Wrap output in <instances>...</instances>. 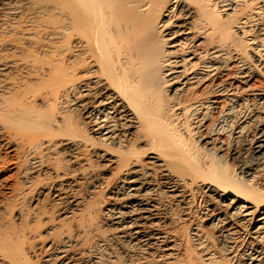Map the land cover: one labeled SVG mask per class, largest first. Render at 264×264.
I'll return each instance as SVG.
<instances>
[{"label": "bare ground", "instance_id": "1", "mask_svg": "<svg viewBox=\"0 0 264 264\" xmlns=\"http://www.w3.org/2000/svg\"><path fill=\"white\" fill-rule=\"evenodd\" d=\"M8 33L51 48L0 57L10 143L26 180L55 152L63 182L44 194L83 216L45 207L39 243L0 245V264H264V0H0ZM43 92L51 113L29 103ZM89 167L108 193L86 212L73 177Z\"/></svg>", "mask_w": 264, "mask_h": 264}, {"label": "rangeland", "instance_id": "2", "mask_svg": "<svg viewBox=\"0 0 264 264\" xmlns=\"http://www.w3.org/2000/svg\"><path fill=\"white\" fill-rule=\"evenodd\" d=\"M18 18H20V17H18ZM17 20H19V19H16V21ZM11 35V36H10ZM9 36V37H8ZM8 36H7V34L5 35V34H0V37H2V38H9V40L11 41L10 42V45H7L6 47H3L2 48V51L4 52H2L1 53V50H0V57L1 58H3L4 56L5 57H9V58H11V57H15L14 55H16V57L17 56H20V57H22V56H28V55H31V53H32V51L34 52V53H38L39 55H41L42 54V57L44 58H46V57H48L47 56V54H45L46 56H44V54L43 53H45V52H47L48 54H49V51H51V48H49V47H47L46 49H45V51H41V52H37V51H34L36 48L34 47V50L32 49V47H30L29 46V44H26L25 43V41H23V39L21 38V40L19 41V39H20V37L17 35H15V34H10V33H8ZM1 38V39H2ZM7 38V39H8ZM30 47V48H29ZM0 49H1V47H0ZM16 49V50H15ZM32 50V51H31ZM39 51V50H38ZM8 54L7 56H6V53ZM43 52V53H42ZM12 54H14V55H12ZM37 54V55H38ZM9 55H11V56H9ZM38 55V56H39ZM13 72V71H12ZM8 72L6 75L9 77V78H12L13 79V77H15V74H16V76H18V77H24L23 75L21 76L20 74H18V72ZM11 74H14V76L13 75H11ZM18 74V75H17ZM10 75V76H9ZM20 75V76H19ZM24 75L27 77L28 75L26 74V73H24ZM35 73L30 77V76H28V77H30L31 79H33L34 80V82H33V80L31 81V79L30 78H26V77H24L25 78V80L27 79V81H30V83L32 84H34V85H36V84H38L39 85V83L41 84L42 82H39V83H37L38 82V80H36L37 78L39 79V81H40V79L42 78V77H40L39 75H35ZM13 76V77H12ZM39 76V77H38ZM36 78V79H35ZM46 77L44 78V82L46 81ZM37 82H36V81ZM42 81H43V79H42ZM42 85H43V83H42ZM41 86V85H40ZM42 87V86H41ZM36 100H35V102L33 103V101L32 102H29V101H25L26 103L27 102H29V103H31V105H32V107H33V105L35 106L36 104V108H38V109H35L36 111H38V112H48V111H50L49 113H51L52 112V109H50V107H48L47 108V104H45L44 105V103H45V101H44V99L43 98H45L44 97V92L43 93H41V94H38L36 97ZM44 102V103H43ZM26 103H23V105L24 104H26ZM29 103H27L28 105H26V106H28L27 108H29ZM20 105L21 104H19V105H17V106H19V107H17L16 106V109H19V108H21L20 107ZM44 105V106H43ZM46 106V107H45ZM22 108H25V107H22ZM34 108V107H33ZM33 108H31V109H28V111L30 112H32V109ZM39 108H41V109H39ZM47 108V109H46ZM50 109V110H49ZM27 111V112H28ZM34 111V110H33ZM22 113H24V112H22ZM21 113V114H22ZM26 114V113H25ZM29 114V113H28ZM23 115V114H22ZM0 116H2V115H0ZM4 117H0L1 119H0V123L2 124V125H6L5 126V128H9L10 129V131H7V130H9V129H5V130H3L2 132H0V242L2 243V241L4 242V239H8V237H6V236H11V234H13L12 235V237H10V239L9 240H5V241H7V242H4V244H0L1 245V247L3 246L4 248L5 247H7L8 246V248L10 249V250H12V252L13 251H15V247H17V248H28V246L34 241L35 242V240H33V237H34V235L36 234V233H34V232H36V231H31V228H32V230H37V232L40 234V233H44V229L46 228V226H44V225H47V224H44L42 221H46V219H49V217L51 216V215H47V214H45L44 212H46V208H47V210L50 212V213H52L53 211V213L55 214L56 213V215H55V219H57L58 221H59V219L58 218H62L63 216H62V213H63V210H62V212L61 211H58V209L57 208H59V206L57 205V202H55L56 201V199H55V197L54 196H52V195H50V193H48V195H47V193L46 194H44L45 192H47V189H48V187L49 188H53V186L55 187V186H57L56 184H59L60 182H63V180L62 179H60V178H57L58 177V174H61L62 172H58L57 170H59V168L58 169H56V165H59L58 163H59V160L58 159H55L54 157L56 156H53L54 154H55V152H52V153H50V156L52 157H49V152H45L44 151V153L45 154H42L43 155V158L45 159V158H47V159H45V161L44 162H46V165L44 164V165H42L41 164V167H39V169H38V171H37V173L36 174H33L32 176L33 177H31V179L30 178H28L27 180H26V175H25V173H24V171H25V167H26V164H27V157H26V154L23 152V151H21L22 149H20V147L21 146H18V145H16V146H12V144L11 143H15V142H13L12 140H15V139H13V136L14 135H16L17 137H18V134H16V129L17 128H19L20 129V127H18L17 125V122L16 121H14V119L15 118H9L8 116H6V114L5 115H3ZM6 116V117H5ZM18 117H20L19 115H18ZM17 118V117H16ZM6 119V120H5ZM11 120V124H9V121ZM5 121H7V124H6V122ZM235 121V120H234ZM232 122L233 123V125L236 123V122ZM4 122H5V124H4ZM15 126V127H14ZM22 131L24 132H31L29 129H27V130H25L24 129V127H22ZM21 130V129H20ZM29 130V131H28ZM14 131H15V134H13V135H11V133H14ZM33 131V130H32ZM34 131H36V129L34 130ZM10 132V133H9ZM17 133H18V131H17ZM1 134H2V136H1ZM9 135H10V137H9ZM12 136V137H11ZM12 139V140H11ZM11 142V143H10ZM229 142H232L231 141V139H229L228 140V145H231ZM18 146V147H17ZM228 150V149H227ZM227 152V151H226ZM48 153V154H47ZM57 153V152H56ZM231 153L228 151L227 152V154H226V157H225V160H227L228 162H227V167H228V169H230V171H232L233 173H236V171H237V163H236V160L233 158V157H231L232 156V154L230 155ZM47 156V157H46ZM49 157V158H48ZM63 157H64V159L66 158V154H65V156H64V154L62 155V156H57L56 158H62L63 159ZM51 158V159H50ZM50 159V160H49ZM47 160V161H46ZM52 160V161H51ZM55 160H56V162L58 161V163H56L55 162ZM93 161H95V158L93 157V159H92ZM49 161H51V162H49ZM54 161V162H53ZM52 162H53V164H52ZM50 163H51V165H50ZM56 163V164H55ZM95 163V162H94ZM68 164H71V163H68ZM96 164V163H95ZM53 165H55V166H53ZM53 168H52V167ZM46 167H49V172H47V168ZM96 167H98V166H96ZM88 168V167H87ZM99 168V167H98ZM98 168H94L95 170H99V172L100 173H103V174H105L107 171L106 170H103V168L102 167H100V168H102V169H98ZM41 169V170H40ZM53 169H55V170H53ZM91 168L89 167V169H88V172H86V173H84V176H86V178H83V179H81V180H77V178H78V176L79 175H81V174H78V176L76 175V176H74L73 177V179H76V181L75 182H73V183H75V185L73 186V189H74V194H76V196L77 197H80V198H83V199H85V200H83L82 202H83V207L85 208L86 206L85 205H87V209H86V212H88V208H92V209H95V208H97L98 206H96V205H98V204H96L95 206L96 207H94V206H91V205H94L95 203H96V201H98L97 203H100V199L102 198V201H101V203H104L105 202V200H104V197H105V195L108 193V190H106L105 191V188L107 189V187L105 186L106 184L104 183V181L103 180H101V178L100 177H96L97 175L96 174H91V171L92 170H94L93 168L90 170ZM46 171V172H45ZM90 171V172H89ZM105 171V172H104ZM56 172H58V173H56ZM49 173V174H48ZM57 175H56V174ZM86 174H88L89 175V177H88V175H86ZM25 175V176H24ZM82 176V175H81ZM95 176V177H94ZM101 176H103V175H101ZM105 176V175H104ZM80 177V176H79ZM34 178V179H33ZM88 178V179H87ZM93 179V180H92ZM92 180V181H91ZM99 180H100V182H99ZM51 181V182H50ZM102 181H103V186H101V184H102ZM28 184V185H27ZM52 184V185H51ZM44 186V187H43ZM102 187H105V188H102ZM40 189V190H39ZM104 191V192H103ZM104 193V194H103ZM102 194V195H101ZM87 198V199H86ZM94 198V199H93ZM48 199V200H47ZM46 200V201H45ZM86 202V203H85ZM95 202V203H94ZM54 203V204H53ZM57 206L55 209H54V206ZM50 206V207H49ZM53 208H52V207ZM88 206H90V207H88ZM46 207V208H45ZM83 207H82V210L83 211H85V209H83ZM22 209V214H19L18 212L20 211ZM40 209H42L41 211H39ZM92 209H90V211L92 210ZM40 213H38L39 214V216L40 217H42V218H40L39 216H38V214H37V217H33V216H31L32 218H28L27 216H30L31 214L32 215H35V214H33V211H34V213H37V211ZM44 210V211H43ZM53 210V211H52ZM42 211H43V213L45 214V216H42L43 214H42ZM60 212V213H59ZM84 213V214H87V213ZM52 213V214H53ZM80 213V212H79ZM78 212L76 213L77 215H78V217H76L77 215H74V217L76 218H72L73 220H71V219H66V218H62L63 220L65 219V221L64 222H66V223H70V222H72L70 225H68V226H70V227H72V228H74V226H75V224L77 223V221L79 220L78 218H79V216L80 215H82L83 214V212L81 213V214H79ZM91 213H93V212H91ZM26 214V215H25ZM42 214V215H41ZM54 214H53V216H54ZM93 214H95V213H93ZM99 214V215H98ZM98 214H96V215H94V216H99L98 218H100L101 217V215H103L100 211H99V213ZM47 215V216H46ZM92 215V214H91ZM24 216V217H23ZM56 216H58L57 218H56ZM83 216V215H82ZM82 216H80V219H81V217ZM93 215L91 216V217H93V218H97V217H94ZM87 217H89V216H87ZM34 219H36V220H34ZM78 219V220H77ZM103 219V218H102ZM99 220L98 219V221L100 222L99 224H100V226L101 225H103V220ZM39 220V221H38ZM67 220H69L70 222H67ZM39 222L38 224H35L36 222ZM41 221V222H40ZM60 221H62V220H60ZM200 221H201V219H200ZM33 222V223H32ZM57 222V221H56ZM63 221H62V223H64ZM74 222H75V224H74ZM102 222V223H101ZM40 223H43L44 225H42L43 227H42V229H41V225H39ZM65 223V224H66ZM31 224V225H30ZM36 225V227H39L40 226V228H38V229H36V227H34L35 225ZM203 224V223H202ZM27 225V226H26ZM30 225V226H29ZM33 225V226H32ZM38 225V226H37ZM72 225V226H71ZM182 227H186V226H183L182 224H180ZM204 225V224H203ZM20 227H22V228H20ZM203 227H205V226H203ZM13 230H12V229ZM18 229V230H17ZM22 229V230H21ZM21 230V231H20ZM209 230L211 231V233L209 232ZM2 231H5V232H2ZM8 231V232H7ZM21 232V234H20V232ZM23 231V232H22ZM205 231H207V232H209V234H210V237H211V234H212V232H215V231H213V229L212 228H206V230ZM32 232V233H31ZM6 233H9V235L7 234L6 235ZM17 233H18V235H17ZM24 233H29L28 235L30 236V237H28V236H24V235H26V234H24ZM16 235V236H15ZM18 236V237H17ZM6 237V238H5ZM14 237V238H13ZM21 237H23L22 239H19V238H21ZM4 238V239H3ZM18 238V239H17ZM26 238V239H25ZM213 238V237H212ZM211 238V240H214V239H212ZM3 239V240H2ZM28 239V240H27ZM12 240V241H11ZM15 240L18 242L19 240H20V242H16L15 243ZM25 242H24V241ZM29 241V242H28ZM30 241H32V242H30ZM38 241H40V239L38 240ZM9 242H10V244H12L11 246H13V245H15L14 247H10L9 245ZM11 242H13V243H11ZM215 241H213V243H212V241H211V243H212V245H213V249L214 250H217L218 251V248H215V246L217 247V245H215L216 244V242L214 243ZM6 243V244H5ZM22 243V244H21ZM29 243V244H28ZM35 243H39V242H35ZM9 244V245H8ZM6 245V246H5ZM23 245V246H22ZM19 246V247H18ZM21 246V247H20ZM11 248H13V249H11ZM16 248V249H17ZM9 250V251H10ZM6 260H8V259H6ZM33 261V260H32ZM10 264H18V263H14V261L12 262H10Z\"/></svg>", "mask_w": 264, "mask_h": 264}]
</instances>
